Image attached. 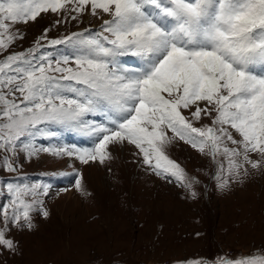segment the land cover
<instances>
[{
    "label": "snow or ice",
    "instance_id": "snow-or-ice-1",
    "mask_svg": "<svg viewBox=\"0 0 264 264\" xmlns=\"http://www.w3.org/2000/svg\"><path fill=\"white\" fill-rule=\"evenodd\" d=\"M62 12L65 22L71 13L78 20L89 12L102 20L100 30L50 40L71 49L57 58L41 53L48 29L34 47L0 59V152L8 172L19 171L21 154L30 161L41 152L103 164L111 158L110 145L126 143L156 175L195 198L199 181L166 154L176 139L216 162L221 189L246 175L247 165L260 168L264 0H0V54L23 39L12 31L15 25ZM123 57L137 63L126 65ZM204 117L211 123L195 126ZM56 129L87 133L93 146L38 145V138L58 137ZM77 176L75 188L89 196L82 174ZM6 188L10 200L0 208V246L15 251L10 226L32 228L31 213L42 207L38 197L48 189L21 183ZM214 264H264V257H221Z\"/></svg>",
    "mask_w": 264,
    "mask_h": 264
},
{
    "label": "rangeland",
    "instance_id": "rangeland-1",
    "mask_svg": "<svg viewBox=\"0 0 264 264\" xmlns=\"http://www.w3.org/2000/svg\"><path fill=\"white\" fill-rule=\"evenodd\" d=\"M71 15L75 13L65 22L64 12L42 13L34 22L15 25L12 31L18 29L23 39L18 38L0 59L34 47L48 29L41 53L52 52L57 58L71 49L50 45V40L85 28L100 30L99 17L86 12L73 20ZM56 20L61 23L55 24ZM210 123L204 117L195 126ZM56 130L58 137L38 138V145L93 146L94 138L87 133ZM109 152L111 158L103 164H82L46 152L29 161L21 154L16 160L18 172L3 168L0 152V208L10 200L7 183L41 184L48 189L38 197L42 207L36 205L31 213L32 228L10 226L7 235L15 251L0 246V264H187L198 260L214 264L221 257H264V161L259 169L247 165L246 175L242 172L240 179L221 189L215 178L216 162L174 140L166 154L199 181L194 185L197 196L192 198L188 189L144 165L134 146L110 145ZM220 160L226 165L224 157ZM78 172L90 193L87 197L75 188ZM39 191L43 193V188ZM43 210L48 211L47 217Z\"/></svg>",
    "mask_w": 264,
    "mask_h": 264
},
{
    "label": "bare ground",
    "instance_id": "bare-ground-1",
    "mask_svg": "<svg viewBox=\"0 0 264 264\" xmlns=\"http://www.w3.org/2000/svg\"><path fill=\"white\" fill-rule=\"evenodd\" d=\"M123 62L126 64V65H135L137 63L136 59L135 58H131V57H123L122 58ZM76 137H81V136H78L76 134ZM83 138V137H82ZM84 139V138H83Z\"/></svg>",
    "mask_w": 264,
    "mask_h": 264
}]
</instances>
